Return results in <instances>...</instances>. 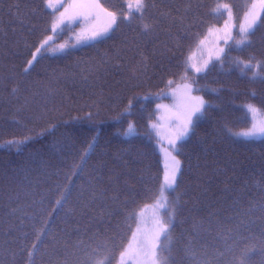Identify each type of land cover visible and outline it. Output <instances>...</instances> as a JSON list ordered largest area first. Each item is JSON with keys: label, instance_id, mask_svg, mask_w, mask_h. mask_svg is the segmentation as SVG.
Returning <instances> with one entry per match:
<instances>
[{"label": "trees", "instance_id": "16d2710c", "mask_svg": "<svg viewBox=\"0 0 264 264\" xmlns=\"http://www.w3.org/2000/svg\"><path fill=\"white\" fill-rule=\"evenodd\" d=\"M100 1L125 15L130 0ZM221 1L240 22L245 0H145L108 36L44 53L25 72L54 13L45 0H0V264H116L161 193L156 102L186 82L206 106L179 147L162 254L264 264V138L237 136L251 124L247 104L264 113V12L249 43L236 33L204 73L188 67L223 23Z\"/></svg>", "mask_w": 264, "mask_h": 264}, {"label": "rangeland", "instance_id": "374dc122", "mask_svg": "<svg viewBox=\"0 0 264 264\" xmlns=\"http://www.w3.org/2000/svg\"><path fill=\"white\" fill-rule=\"evenodd\" d=\"M245 2H247L248 9L240 22L236 21L234 11L228 3L221 1L218 4L217 12L224 15L223 23L210 27L206 35L198 43L196 49L188 57V67L193 73H204L214 61L220 59L225 53L227 45L234 41L236 33H239L240 36L243 35L241 29L247 28L254 15L259 16V20L256 22L255 27L257 26L264 12V3H261V0H245ZM95 3H99L103 9L111 12L103 6L100 0H52V7L48 6V8L54 13V20L59 17L62 12L65 13V17L71 16L74 18L71 20L65 19L63 24L56 28L55 31L52 30L51 34L43 39L44 41L48 37H52L43 47L44 49L40 47V51L35 52L36 59L44 53L51 55L63 54L69 50L80 48L111 34L117 23L112 25V28L107 34L93 37V31L102 32L109 21V18L101 12L100 9L90 7ZM135 4L136 0H130L127 4V12L125 15L116 13L118 16L117 22L120 17L129 18L131 16L129 13L132 14L136 12L133 10ZM69 5H74V7H68ZM129 5H131V8ZM224 5H228V7L225 8ZM66 8L67 12H65ZM77 13L80 14L77 15ZM61 45L64 47L61 48ZM36 59L33 61L32 65ZM197 68H200L201 71L197 72ZM196 98L202 99L204 101V106L200 112L193 114V108L198 104ZM205 106V97L197 91L194 85L188 82L166 90L159 96L156 102V119L150 123V126L157 139L158 150L162 156L164 168L161 193L156 202L145 206L138 213V223L129 243L123 251L125 253L123 261L121 260L120 254L116 264H144L142 255L138 253L140 242L145 237L152 236L158 229V220L168 223L170 229L174 219V212L172 214L169 210L165 213V205L168 193L174 189L176 184L172 187H168L165 177L170 174L172 158L175 157V159L179 160L178 151L180 144L188 137L193 124L204 112ZM249 106H252V108ZM246 107L251 117V124L248 128L238 131L237 136L245 139L264 138V134L257 131L260 128H264V113L254 104H247ZM252 109H255V111ZM190 115L192 125L187 135L181 139H177V136L183 130V126ZM133 128L134 126H132L131 132L128 131V134L132 133ZM249 131H256V134L250 136H245L243 134ZM178 175L179 172L177 173V178ZM162 237L163 235L160 238L161 244ZM130 244L132 246L131 248H129Z\"/></svg>", "mask_w": 264, "mask_h": 264}, {"label": "snow or ice", "instance_id": "6c2138e0", "mask_svg": "<svg viewBox=\"0 0 264 264\" xmlns=\"http://www.w3.org/2000/svg\"><path fill=\"white\" fill-rule=\"evenodd\" d=\"M46 4L49 7H52V0H45ZM261 3H264V0H261ZM68 7H74V5H69ZM90 7H95L97 9H100L101 12H103L108 18L109 21L107 23V25L104 27V29L102 30V32H97V31H93L92 35L93 37L97 36V35H103V34H107L109 32V30L112 28V25H115L117 23V19L118 16L115 12H108L106 9H103L101 7V5L99 3H95L94 5H91ZM129 7L131 8V5H129ZM147 7L145 0H136V4H135V11L139 12V13H143L144 9ZM225 8L228 7V5H224ZM65 12H67V8L65 9ZM80 13H77V15H79ZM129 15H131V13H129ZM74 17H65V13L62 12L60 13V16L57 17L54 21H53V25H52V29L53 31L56 30V28H58L61 24H63L65 22V19L71 20ZM259 20V16L258 15H254L252 21L248 24L247 28H242L241 31L243 33V35L241 36V38L239 40L236 41L237 45H244L245 43H249V39H248V34L254 30L256 22ZM52 37H48L47 39H45L42 44H41V48L44 47V45H46L48 43V40H50ZM64 46L61 45V48H63ZM40 51V48L37 49V52ZM219 58V57H218ZM36 59L35 54L33 55V59L29 60L28 63V68H25V72H27L29 70V68L32 66L33 61ZM246 67H248L249 65H245ZM197 72L201 71L200 68L196 69ZM13 91H15V89H13ZM198 100V104L196 105V107L193 108V114L196 112H200L203 109L204 106V101L200 98H196ZM250 108H252V106H249ZM253 111H255V109H252ZM192 125V120H191V115L188 117V119L186 120L184 126H183V130L179 133V135L177 136V139H181L184 136L187 135L190 126ZM132 130V126H129V132H131ZM259 133L264 134V128H260L257 130ZM245 136H250V135H255L256 131H249V132H245L243 133ZM10 143H14V141H10ZM174 143V142H173ZM180 171V161L175 159V157L172 158V164H171V171L170 174L167 175L165 177L167 183H168V187H172L173 185L176 184V179H177V173ZM57 203L59 204L60 201H57ZM174 211V210H173ZM158 224V229L153 233L152 236L150 237H145L139 245L138 248V253L142 255L144 264H169L170 261V257H166L164 256L162 253L165 250V247L161 244L160 242V238L161 236H165V238H167V233L169 231V225L166 222H160L159 220L157 221ZM131 244L129 245V248H131ZM125 253L122 252L121 253V260L123 261V257H124ZM98 264H104L103 261L98 262ZM241 264H243V262H241Z\"/></svg>", "mask_w": 264, "mask_h": 264}]
</instances>
